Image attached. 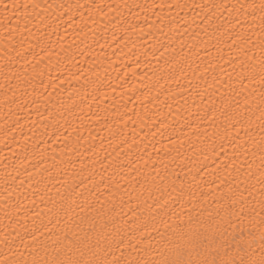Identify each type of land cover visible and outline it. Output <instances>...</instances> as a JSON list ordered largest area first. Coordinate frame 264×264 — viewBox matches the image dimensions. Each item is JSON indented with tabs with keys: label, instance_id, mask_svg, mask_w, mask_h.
<instances>
[{
	"label": "bare ground",
	"instance_id": "bare-ground-1",
	"mask_svg": "<svg viewBox=\"0 0 264 264\" xmlns=\"http://www.w3.org/2000/svg\"><path fill=\"white\" fill-rule=\"evenodd\" d=\"M262 4L0 0V264L259 258Z\"/></svg>",
	"mask_w": 264,
	"mask_h": 264
},
{
	"label": "snow or ice",
	"instance_id": "snow-or-ice-1",
	"mask_svg": "<svg viewBox=\"0 0 264 264\" xmlns=\"http://www.w3.org/2000/svg\"><path fill=\"white\" fill-rule=\"evenodd\" d=\"M12 7L15 8L17 5L13 4ZM261 9L264 10V4L261 5ZM7 10L8 8L5 6L4 11L7 12ZM261 20L264 21V17H261ZM262 116H264V114H262ZM260 128L261 133L264 134V123L260 125ZM256 147L259 148L260 174L262 177L261 183L264 184V135H262L261 144L257 145ZM248 151H250V149L246 148L245 154H247ZM252 155L255 156L256 152H253ZM262 195H264V193H262ZM231 199L233 204L237 203L235 195H233ZM239 202L242 205L240 209L241 224L244 223L245 219H249V217V222H252L256 216L260 217L259 223L264 224V199L258 201L259 211L257 212L256 208L253 207L250 209L248 216L245 215V201L243 199L242 193L240 194ZM249 236L251 237L252 234L249 233ZM193 239H195V237H193ZM254 239V237H252V239L246 238L242 232L234 254L225 250V244L227 241L220 243L216 247H213L210 243L208 247L205 248L204 253L197 254V259H189L187 261L177 259L172 261L171 264H264V232H261L260 235L262 251L259 258H255V254L248 251L251 248ZM53 252L54 254L49 255L48 252L45 251V254L42 258H37L34 256L31 264H98V262L95 260L83 258L75 259L67 254L62 256L61 250L59 248H54ZM81 256L83 257V253H81ZM25 264H28V262L25 261ZM105 264H112V262L105 260ZM116 264H119V262L117 261ZM128 264H135V262L129 261Z\"/></svg>",
	"mask_w": 264,
	"mask_h": 264
}]
</instances>
